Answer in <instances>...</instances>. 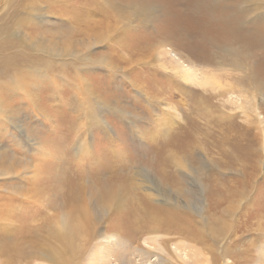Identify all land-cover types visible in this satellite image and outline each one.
<instances>
[{"label":"rangeland","instance_id":"rangeland-1","mask_svg":"<svg viewBox=\"0 0 264 264\" xmlns=\"http://www.w3.org/2000/svg\"><path fill=\"white\" fill-rule=\"evenodd\" d=\"M258 1L0 0L1 264L29 237L70 245L68 264L170 259L149 207L224 227L216 264L264 261V8L244 11ZM63 224L79 226L67 243Z\"/></svg>","mask_w":264,"mask_h":264},{"label":"bare ground","instance_id":"bare-ground-1","mask_svg":"<svg viewBox=\"0 0 264 264\" xmlns=\"http://www.w3.org/2000/svg\"><path fill=\"white\" fill-rule=\"evenodd\" d=\"M196 8L198 10H203L204 9L205 12L207 11L206 10L207 7H205L204 5H201V3H199ZM245 8H247V9H244V11H252L253 13H255V12L261 10L262 8H264V0H259L257 2V5L253 6L252 8H249V7H245ZM191 10L193 12H197V11L193 10L192 8H191ZM197 14H199V13L197 12ZM260 16L263 18V16H264L263 12L260 13ZM262 29H263V27L262 28L259 27V28L254 29L255 31H254V33L252 31V33L250 35V38L253 39L254 36L259 34V33H260V37L259 38L260 39L263 38L264 37V33H263L264 30H262ZM256 43H258V41L254 40V44H256ZM254 71H255V69H254ZM182 75L187 80L192 79L194 77L193 68L190 67V66L183 67ZM260 84H261V86H263L264 85V81L260 82ZM263 88H264V86H263ZM82 148H84V147H82ZM85 153H87V152H85ZM115 165H117V164L116 163L113 164V167ZM13 172H15V171H13ZM18 174H19V172H18ZM18 174H17V176L20 175V174L19 175ZM104 187H105L106 195L107 196H112V194H109L110 192H108L109 191L108 190V186H104ZM76 198H77V196H76ZM78 210H81V209H78ZM145 211H146V219H147L146 222L148 224L150 223L148 230L150 231V233H153L152 236H151V238H152L151 241H153V243L160 244L159 246L162 249H164V250L167 249V254L170 256V259H169V257L166 258L163 255H158L157 256V254H160V253L156 254L155 252L154 253L149 252V260L146 259V264H211L212 260L215 262V264L217 263V261H216L217 258L215 256V254L212 257V259H210V257L207 256L208 252H209V251L207 252L208 247H209V246L207 247V243H208V241H209L208 239L210 237H213L214 239H218V240L219 239H223V237L226 235L225 234L226 231H225L224 227L210 228V233H206V232H204L203 230L200 229V226L198 225L197 222H195V219L193 217H191L190 214H185L184 213L185 214L184 215V214H179V213H176V212L161 211V210H158V209H153L152 207L146 208ZM84 218L86 219L87 225H89L90 222L87 221L88 217H84ZM215 219L218 220V218H215ZM80 224L81 223L79 221V223L77 222L76 226L80 225ZM4 226L6 227L7 225H4ZM70 226L71 225H69L67 227L66 224H63L62 226H60V228H58L59 231H57V233H58L57 236L60 237V238H65V240H64L65 242L66 241L68 242V240H69L68 237H70V236L72 237L71 233H73L74 231L79 229L78 228L79 226L76 227L75 229H73L72 227L70 228ZM213 226L215 227V225H213ZM87 229L89 231L86 230V234L88 235V238H90L89 237V233L91 235V233L93 231L92 227L88 226ZM11 230H9V231H11ZM1 231H2V229H1ZM171 234L176 235V237H178V236L180 237V239L178 241L176 240L177 242H172V245H174V244L176 245V248H174V250L172 249V247L169 246L170 240H172V239L169 238L168 236H166V235H171ZM55 235H56V233H55ZM162 235H165L166 237L164 236V238H160ZM29 238H30L29 240L33 242V246H34L33 250L26 251L24 253L25 255L24 256L22 255L20 257H16V256H13V255H6L5 258L7 260L6 261H2V264L3 263L4 264H29L30 262L34 261L36 257H37L36 259H40L41 258V259H48V260H51V261L55 260L59 264H68L67 262H68L70 256L74 255L73 249L70 247V245L68 246V244H67V247H65L64 249L59 247L58 248L59 250H56V249L50 247L49 245H47V246H49V247H47V251H43L44 249L40 250V246H42L41 245L42 244V240H40L39 238L38 239H36V238L35 239H31V237H29ZM20 241H22V239H20L19 242ZM116 243H114V245H116ZM197 243L200 244L201 247H199V245ZM104 244H106V243H103V242L100 243L99 244V248L100 247L102 248V246ZM119 246H120V244H119ZM257 246H258V244H257ZM50 249H51V252H53L51 254L48 253V251ZM98 249L95 250V254H98ZM178 249H182L184 252L178 254ZM140 250H142V249H140ZM164 250H162V251H164ZM172 250L175 251V254H174V252ZM262 251H264V247L262 248ZM54 253H56V255ZM54 256H56L58 259H56ZM132 256H133V254H132ZM154 257H155V259L153 260ZM114 258H112V259H114ZM185 258H187L189 261L187 259H185ZM261 258H263V257H261ZM15 259H17V260H15ZM141 262L142 261H138V263H141ZM0 264H1V261H0ZM38 264H40V263H38ZM259 264H264V261H262V262L260 261Z\"/></svg>","mask_w":264,"mask_h":264}]
</instances>
